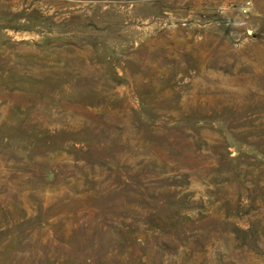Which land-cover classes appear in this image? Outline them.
<instances>
[{
  "label": "rangeland",
  "instance_id": "374dc122",
  "mask_svg": "<svg viewBox=\"0 0 264 264\" xmlns=\"http://www.w3.org/2000/svg\"><path fill=\"white\" fill-rule=\"evenodd\" d=\"M0 264H264V0H0Z\"/></svg>",
  "mask_w": 264,
  "mask_h": 264
}]
</instances>
